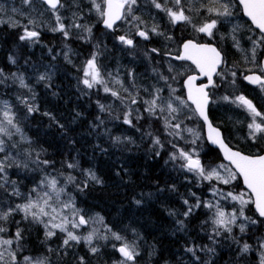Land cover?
<instances>
[{"label":"trees","instance_id":"obj_1","mask_svg":"<svg viewBox=\"0 0 264 264\" xmlns=\"http://www.w3.org/2000/svg\"><path fill=\"white\" fill-rule=\"evenodd\" d=\"M120 33L115 31V34ZM41 40L52 43L56 38L43 33ZM17 42L16 29L0 25V69L5 72L10 68L7 61ZM87 48L78 41L74 42L75 50L85 52ZM22 50L17 52V67L24 57L36 66L49 61L47 57L37 54L36 47L29 52ZM227 52L232 54L229 50ZM223 54L225 65L222 69L227 64L226 49ZM52 66L49 90L42 83L28 80V84L35 87L33 102L36 111L28 113V105L22 102L27 99L25 95L21 102L12 99L16 122L26 136L22 146L30 148L40 163L27 159V163H22L16 170L10 165L9 176L16 182L20 195H12L9 189L6 194H0V198L6 201L5 210L9 205L15 206L22 201V193L27 194L41 177L51 175L59 180H67V191L72 194L74 205L85 218L99 216L102 222L121 236L137 239L139 254L133 260L135 263L259 264L253 253L240 251V244L234 241V235L222 231L221 235L216 236L208 232L213 226L202 205L193 208L188 216L184 215L198 200L203 202L206 195L204 187L190 181V175L181 168L180 163L169 161L168 156L180 144L170 147L168 137L153 130L148 137L144 118L139 124L128 128H124L120 122L112 124L107 117L102 118L95 96L84 90L82 92L76 66L62 62L59 57H55ZM23 70L31 73L25 68ZM240 79L239 75L238 81ZM8 90L11 88L8 87ZM199 125L202 126L200 122ZM120 135L129 136L133 143L115 140ZM154 137L160 138L164 150L152 143ZM44 161L49 163L46 165ZM200 161L206 166L222 159L216 149L206 144ZM69 163L76 167L69 168ZM88 171L94 173L101 183L90 180ZM69 176L74 180L70 182ZM84 184L87 187H83ZM146 194L150 196L143 197ZM250 213L258 224L250 227L247 233L250 239L251 236L259 238L264 234V219L258 217L252 207ZM178 218L183 220L184 227ZM19 219L20 214L16 213L1 225L13 228L17 220L21 223L23 238L19 243L22 253L46 257L53 264H68V258L71 259L69 264H73L78 256H88L83 245L77 246L74 254L58 251L55 239L44 242L39 226L31 225L30 219ZM211 236L214 241L210 239ZM189 248L193 251H187ZM102 253L104 256L105 251L102 250ZM112 256L117 257V252ZM84 260L87 262L88 259ZM106 261L99 259L102 264Z\"/></svg>","mask_w":264,"mask_h":264},{"label":"rangeland","instance_id":"obj_2","mask_svg":"<svg viewBox=\"0 0 264 264\" xmlns=\"http://www.w3.org/2000/svg\"><path fill=\"white\" fill-rule=\"evenodd\" d=\"M63 1V7H61L57 13H53V11L48 9V7L40 0H30L29 4H24L23 0H0V25H7L9 28L16 29L18 34V42L15 46V50L11 52L9 56L15 60V63H13L8 58L9 61H7V63H9L10 66L9 70L5 72L2 70V68L0 69V109H3L4 104L7 103L13 111L12 99L21 102L24 95L26 96L29 105L34 107L35 103L33 102V93H35V91L34 88L28 84V80L32 79L35 82L41 81L38 74L39 69L48 68L52 74V62L54 61L55 57H59L62 62L68 65L76 66V70L79 72L78 82L80 79L79 83L82 87V92L84 90L85 93H92L95 96L97 110L102 114V118L107 117L112 124L120 122L124 125V128L132 127L134 124H139L142 121V118H144L143 122L144 126L148 129L146 134L148 137V133L153 130L154 132H161L166 135L170 142V147L180 144L179 148H176L170 153V155L174 152H177V149H183L193 153L194 158L200 159V154L203 153L206 148V142L200 129L199 121L191 106L190 108L183 109L176 122L182 121V127L192 128L193 133H198V137L197 135L187 131H182L180 137L170 136L165 131L163 119L150 116L144 111V109L147 107L144 101L152 99L156 88L162 89L161 95L164 101H167L169 98V93L171 91L169 85H171V88L176 89L175 95L185 98V96L181 94L179 90H177L179 78H181V76L177 74L184 73L186 70H188V67L179 66L168 62L163 65L151 63L145 58V52H143L145 51V47L143 45V38L141 37L135 38L134 47L131 48H127L122 44H117L113 49L105 48V44L103 43L104 33H101L100 28H98L99 14L93 8L91 0ZM101 2L102 0H97V3ZM222 2L230 4V11L232 12V15L224 19L222 23L218 24L215 35L211 38L214 40V43L220 48V50H223L224 48L226 49L227 64L225 68L228 71L223 77H215L216 86L213 93V101L211 106L215 111V115L218 117L220 123L226 128L227 135L233 146L244 148L246 151L256 153L258 150L264 149V138H258L257 141H253L248 137L249 129L247 125L251 122V115L244 107L239 106L238 102H232L236 96H239L238 94L232 95V93L236 92L234 84L239 82V75L243 77L245 73L255 69L257 67V61L264 57V43L260 42L262 35L253 29L249 22L242 16L240 7L236 0H222ZM168 6L170 7L171 5L169 4ZM193 6L197 8L199 7L198 0H185L186 8ZM13 9H16V11L13 12ZM133 14L141 17L149 29L153 25H158V30L163 33V35H156L149 32V36L159 42V44L156 45L158 49L173 50L175 46H178L179 43L184 40V38H182L183 36L197 40L208 39L206 35L194 32L190 24L186 25L181 22L177 25H173L164 12L155 9L151 5V0H137V4L133 7ZM186 14L193 16L195 23L199 24L201 22V17L196 16L195 12ZM56 15H59L61 17V22L68 26L69 36L67 38L62 32L52 31V28L57 26ZM29 20L35 21V25L29 24ZM74 23H79L85 27H90L92 30L91 34L89 35V33L85 32L83 29L71 27ZM14 24L16 26H13ZM25 26H27L29 30L38 31L39 37L35 38L34 40L21 41L19 37L23 34ZM120 31H123L124 34H130L131 32L134 34L135 29H130L129 25L122 21L120 23ZM43 33L55 36L56 41L52 43H49V41H42L41 37ZM169 36L172 37L171 40L168 39ZM233 37L235 39H233ZM75 41L82 43L84 47H88L87 50L85 52L75 50ZM254 41H256L259 45L256 47L255 62H253L252 59ZM237 42L239 45L238 47ZM33 47L38 48V55L47 57L49 61L42 63L40 67L36 69L33 66V63L31 61H27L24 57L20 59V68L17 67L15 64L19 60V57L17 56L18 50L24 49V52H29ZM228 50L231 51L232 54H229L227 52ZM93 52L97 53V65L100 68L104 83L97 84L93 88L89 89L82 83V80L84 79L83 66L85 65L86 61L91 58ZM169 65L173 66L174 71H168ZM23 68H25L27 71H30L31 73L24 71ZM232 71L237 73L235 77H232ZM161 74L169 78L172 76H177V79H169L168 83H165V81L161 79ZM20 76H23L24 83L27 85V87L21 86L19 79ZM45 76L47 79L52 80L51 75L47 77L45 73ZM117 81L120 83H117ZM105 85H107L110 89L117 91L120 94L121 99L113 97L110 93H105L103 90ZM8 87L11 88L10 91L8 90ZM125 89H127V91H125ZM145 89H147V91ZM224 96H228L230 99L225 101L223 99ZM133 97L137 98V103L131 105L130 100ZM251 99L252 98H250V100ZM253 104L258 111L264 113V89H261V87L257 91L256 99H254ZM100 105L104 106L103 111L101 110ZM126 112H131V124L124 123V115ZM159 115L160 114L158 112V116ZM257 119L259 120V118ZM0 138L4 139L6 142L5 152L0 153V162H3L5 165V173L0 174L4 177V179H0V184H4L5 186L0 187V194H6L8 189L10 190L9 192L13 193L14 189L17 190V185L16 182L10 178L8 168H10V165H12L13 169L16 170L21 167L22 163H27V159H33L36 161L37 157L36 154L31 152L30 148L22 146L26 141V136L24 135L22 129L20 133L14 132L11 139L3 136H0ZM117 138L119 139L117 140ZM117 138L115 139L117 141L133 143V140L129 136L120 135ZM193 140L196 141L195 144L192 143ZM13 145H15V147H13ZM156 147L161 149L160 145H157ZM162 149L164 150V145ZM170 155L168 156L170 162H178L180 164L184 163V161L181 159L171 160ZM5 157L8 158L5 159ZM220 164H224L226 166L228 165V163L220 161L214 165H206L205 168L210 170L211 168H215ZM184 170L190 175V181H192L198 187H204L206 197H204L201 205L208 212L210 222L212 220L214 210H209L204 206V204L207 202L215 204L217 201H219L220 206L226 211L231 212L234 209L237 210V212L239 211L241 206L237 201H232L231 199L225 200L222 196L213 194V188L219 189L224 194L228 192H233L234 194L245 192L246 190L241 184H239V178L232 181L230 184L225 185L215 179L204 180L203 178L199 177L197 173L189 172L186 169ZM221 172L222 174L226 175L223 170H221ZM46 177L55 178L51 175H44L41 177L36 182V184L30 188V191L27 194L24 195L22 193V201L18 202L17 204L25 203L32 189L39 185L41 180L45 179ZM57 181L58 188L64 189V192L60 194L61 201L67 203L69 200H71L74 204L72 194L67 191V180L61 178V180L57 179ZM149 196L150 194L143 195L145 198H148ZM247 198L248 197L245 196V199ZM0 207L4 209L6 208V201H3L2 198H0ZM57 207L59 206L57 205ZM251 207L252 204L245 206V216L252 220H256L250 213ZM75 209H77L76 206ZM18 214H20L22 221H28L23 219V213ZM64 214L67 215L69 220L74 219L70 209H66ZM79 214H81L80 211ZM29 219L31 225L39 226L41 235L45 238L44 242L55 239L54 244L58 246V251L63 250L74 254L75 249L77 250V246L83 245L88 254L87 257H83L84 259H88L87 262H85L83 259L84 264H102L99 263V259L107 260L104 262V264H120V262L124 259L120 258L119 256L115 257L112 255L114 252H116L117 247L121 246L122 244H128L135 249L136 253L139 254V245L136 242L137 239H127L121 236L118 232L114 231L112 228L102 222L99 216L85 218L88 223L86 225L80 226L79 228H72L71 224H69L67 226L69 231H73L76 235L81 237H85L89 233H93V239L91 244L86 243L83 239L79 243L73 241L68 247L63 246V240L66 237V233L60 232L57 229L54 230L56 232L54 236L47 238L45 236L44 225L32 221L31 218ZM75 219L78 220V216L75 217ZM17 222L19 221L17 220ZM17 222L14 223L15 225L13 228H9L6 225H1L2 222H0V226L7 229L6 232L0 233V236L5 239L13 238L15 236L17 227L22 230L21 223L17 224ZM56 222L59 223V219ZM178 222L184 227V222L182 219H179ZM240 223H246V221H244L242 218H238L237 224L232 226L233 231L231 235H234L233 237L236 243L239 241L240 249L243 247L244 243L251 245L247 253H253L256 259L258 258L260 264L261 253L264 252V249H261L260 247V243L264 242V234L259 238L251 236L250 239V236L247 233L250 227H254V225L257 226L258 221L256 224L247 225L243 233H241L239 230ZM211 226H213L214 229L215 226L212 223ZM213 229H210L208 232L210 234L214 233ZM222 231L223 230H221V232ZM113 232L120 235L122 239L119 241L116 240L112 235ZM59 233L60 235H58ZM235 237H237V239ZM210 239H213L214 241L213 236H211ZM92 247L97 248L98 251L93 253L90 250ZM11 250L16 252L17 261L19 264H26L24 261L25 256L31 257L33 261L45 259L46 264H53V261H49L46 257L22 253L20 243H17L16 241L13 242ZM102 250L105 251L104 256ZM212 250L210 251L212 252ZM81 257V255L78 256L73 261V264H77V262L80 264ZM66 260L68 264L71 262V259L69 258ZM126 264L139 263H135L134 261H126Z\"/></svg>","mask_w":264,"mask_h":264},{"label":"snow or ice","instance_id":"obj_3","mask_svg":"<svg viewBox=\"0 0 264 264\" xmlns=\"http://www.w3.org/2000/svg\"><path fill=\"white\" fill-rule=\"evenodd\" d=\"M44 4L48 6V9L52 10L53 13H57L63 4L61 0H42ZM93 8L99 14L103 20V24L108 29H113L117 21H124L129 25L130 29H135L134 35L139 36L145 40L149 39V32L156 35H163L158 30V25H153L150 29L147 27L144 20L141 17L133 14V7L137 4V0H102L101 3H97V0H91ZM199 7H185V0H151V5L164 12L169 21L173 25H177L181 22L184 24H190L194 32L198 34H204L207 37H213L217 30L218 24L222 23L224 19L230 17L232 12L230 11V4L224 3L222 0H198ZM24 4H29L30 0H23ZM171 5L170 7L168 5ZM239 4L242 6L244 15H246L251 23L256 29L264 34V0H239ZM13 12L16 9L12 10ZM190 12H195L196 16L201 17V22L199 24L195 23L193 16L186 14ZM75 18V14H74ZM57 26L52 28L53 32H62L67 38L69 36V29L64 23L61 22V17L56 15ZM29 24L35 25V21L29 20ZM13 26H16L15 24ZM143 26V27H142ZM71 27L77 29H83L85 32L91 34V28L85 27L79 23H74ZM39 37V32L36 30H29L27 26L24 27L23 34L20 35L19 39L24 40H34ZM223 38V37H222ZM120 43L127 45L129 47H134V40L126 35H119L117 37ZM169 40L172 39L171 36L168 37ZM233 39H235L233 37ZM261 43H264V36L261 38ZM254 47L252 49V59L255 62L256 57V47L258 43L253 42ZM237 42V47H238ZM98 47V46H97ZM159 50L156 48L151 49V52L157 53ZM165 55H170L166 53ZM67 58V57H66ZM9 59L15 63L12 57ZM178 61H190L191 64L195 65V69L198 75H187L186 79L183 81V87L186 89V98L175 95L176 89H171L169 93V98L167 101L163 100L161 95L162 89L156 88L155 94L151 100H145L144 103L147 107L144 109L150 116L163 119L164 128L168 135L180 137L182 131H187L193 133L192 128H183V122H176L178 120L179 114L185 108H190L194 105V112L200 118L203 119L204 123L207 125V138L212 144L218 145L223 153L224 159L228 161V165L220 164L215 168L206 169L201 163L199 158H194V154L183 149H177L170 155L171 160L181 159L184 161L181 164V168L186 169L189 172H195L199 177L204 180L215 179L222 182L225 185L230 184L232 181L242 178L243 184L245 185L246 191L234 194L233 192H228L226 194L222 193L219 189L213 188V194L222 196L223 199H231L232 201H237L240 204V209L233 210L231 212L226 211L220 206L219 201L213 204L207 202L204 204L209 210H214L212 215L211 223L215 226L213 231L216 236L221 235V230L229 234L232 233L234 225L237 224L238 218H242L246 223L239 224V230L243 233L249 224H256L257 220H252L245 216L244 208L245 206L252 204L255 207L256 212L260 218H264V149L258 150L256 153L245 154L239 150H234L225 143L218 128L214 127L210 122L207 107L210 102L208 89L210 87H215L214 77H223L228 71L226 68L222 69L225 65L224 57L217 47L213 46L211 43H199L195 39H186L179 47V54L174 57ZM260 74L253 73L252 75H245L244 80L260 85L261 89H264V65H257ZM169 72L174 71L172 65H169ZM251 71V70H250ZM15 75V74H14ZM84 79L82 83L89 89L93 88L97 84L104 83L103 77L101 76L100 68L97 65V53L93 52L91 58H89L85 65L83 66ZM177 75L183 76L184 73H178ZM232 77H235L237 73L235 71L231 72ZM207 79V83H197V80L201 77ZM20 84L22 87H27L24 83L23 76L19 77ZM40 80L46 79L45 75L39 77ZM161 79L168 83L169 79L176 80L177 76H172L171 78L161 74ZM234 82V81H233ZM117 83H120L117 81ZM105 93H110L113 97L121 99L120 94L117 91L110 89L107 85L104 87ZM147 91V89H145ZM127 91V89H125ZM223 99L228 101L230 98L224 96ZM25 105H28V113H32L37 109L31 105L27 99L22 101ZM123 102V100H122ZM233 103L238 102L239 106L244 107L251 115V122L247 125L249 132L248 137L257 141L258 138H264V113L257 110L253 102L247 99L245 96H236L232 101ZM137 103V98L133 97L130 100V104L134 105ZM101 110H104V106L100 105ZM158 110V111H157ZM159 112V116H158ZM166 113V115H165ZM131 112H126L124 115V123L131 124L130 119ZM259 118V120L257 119ZM20 133L21 129L16 123L15 113L12 111L11 107L5 103L3 109H0V136L12 138L14 132ZM197 135L198 133H193ZM151 136V133H148ZM119 138H117L118 140ZM195 140L192 143L195 144ZM5 140L0 138V153L5 152ZM154 145H160L163 147L159 137H155L152 140ZM15 147V145H13ZM175 147V145H173ZM159 155V153H157ZM8 157H5L7 159ZM36 163H40L37 157ZM44 164H48L49 161H44ZM69 168H74L76 165L69 163L67 165ZM26 167V165H25ZM223 170L226 175L222 174ZM5 173V165L0 162V174ZM87 176L90 180L96 183H101V181L96 177L91 171L87 172ZM0 179H4L0 175ZM68 180L71 182L74 180L73 177L69 176ZM14 183V182H13ZM4 184H0V187H4ZM83 187H87L84 184ZM64 192L63 188H58V181L56 178H45L41 180L40 184L37 185L29 193L26 202L23 204H16L15 207L9 205L7 209L0 207V222H7L9 217L16 213H23V219L28 220L31 218L32 221L43 224L45 227V236L51 238L56 234L54 230H59L60 232L66 233V237L63 240V246L68 247L70 243L75 241L79 243L82 239L91 244L93 239V233H89L85 237L76 235L73 231L68 230V225L71 224L72 228H79L82 225H86L88 221L85 217L79 214V211L75 209L74 204L71 200L65 203L60 199V194ZM35 194V195H33ZM12 195L19 196L18 190L13 191ZM245 196L248 198L245 199ZM139 203V201H137ZM185 204L188 203L187 200L184 201ZM199 200L193 206H190L188 211L184 213L188 216L193 208H199L201 206ZM57 205L59 207H57ZM66 209L72 211L74 219L69 220L67 215L64 214ZM78 216V220L75 217ZM59 219V223L56 221ZM19 224V222H17ZM7 229L0 226V233L6 232ZM116 240H121L122 237L117 233H112ZM22 230L17 227L15 236L10 239H5L0 236V264H19L17 261L16 252L11 250L13 242L17 243L22 239ZM261 249H264V242L260 243ZM250 248L248 243H244L243 247L240 249L241 252H247ZM93 253L98 251L97 248L92 247L90 249ZM119 253L124 257V260L120 264H126V261L134 260L138 253L135 249L128 244H122L118 249ZM187 251L192 252L193 249L189 248ZM26 264H46L45 259H38L33 261L29 256L24 257ZM80 264H84L83 257L80 258ZM260 264H264V252L261 253Z\"/></svg>","mask_w":264,"mask_h":264},{"label":"flooded vegetation","instance_id":"obj_4","mask_svg":"<svg viewBox=\"0 0 264 264\" xmlns=\"http://www.w3.org/2000/svg\"><path fill=\"white\" fill-rule=\"evenodd\" d=\"M102 22H103V20L99 16L98 28H100L101 33H104V41H103V43L105 44L104 46L107 49H113L117 44H119V45L122 44L117 39V37L119 35H126L129 38H132L134 41H135V38L136 37L140 38L139 36H136V35L134 36L133 32H131L130 34H127V33L124 34L123 31H120V24H116L114 26V28L111 31H109V30H107V29H105V28L102 27ZM115 31L116 32L117 31H120L121 33L120 34H115ZM186 39H191V38L188 37V38H185L184 40H186ZM195 40L197 42H199V43H211L213 46L217 47L218 50H220V48L214 43V40L212 38H209L208 37V39H205V40L204 39H202V40L195 39ZM183 41H181L178 46H175V48L173 50H164V49H158L156 47V45H158L159 42L157 40L153 39L151 36H149V39H147V40L143 39V45L145 47V58L148 59L153 64L163 65L166 62H168V63H173V64H176V65H179V66H187L188 67V70H186L184 72V75L181 76V78H179L178 88H177V90H179L180 93L185 96V91H184V87H183V81H184V79H186L187 75H197L198 73H197L195 67L193 65H191L190 63H188V62H182V61L179 62V61H176L173 58L174 56H176V55L179 54V47L183 43ZM122 45H124V44H122ZM124 46L127 47V48H131V47L127 46V45H124ZM153 48H156L159 51L157 53H153V52H151V49H153ZM220 51H221V53H222V55L224 57L223 51L222 50H220ZM224 52H225V48H224ZM166 53H168L170 55H165ZM262 60H264V57L260 58V60L257 61V65H262ZM40 65L36 66L35 64H33V66L36 69L39 68ZM45 73H46L47 77H49L51 75V71L48 68L39 69L38 70L39 77L41 75H45ZM253 73L260 74L258 67H256L255 69H252L251 71L245 73L244 76L245 75H248V74H253ZM243 77L241 76L240 81L238 83H235L234 84V87H235V91L236 92L235 93H232V95H235V94H238L239 96L240 95H243V96H245L249 100H250V98H252L251 101L254 102V99H256L257 91L259 90L260 85H257V86L249 85V84L246 83V81L243 79ZM50 81L51 80H49V79L46 78L44 80L36 81V82L34 81V82L35 83H42V85H44L45 87H47V89L49 90V86H51L50 85ZM214 81H215V77H214ZM206 82H207V80L205 78L198 79L197 80V83L198 84L199 83H206ZM214 90H215V87H210L208 89L209 97H210V102L208 104V117H209L210 121L212 122V124L215 127H217L218 129H220V131L222 133V137H223L224 141L226 142V144L229 145V147H231V148H233L235 150H239V151H241V152H243L245 154H252V152L246 151L244 148L235 147L231 143V141H230V139H229V137L227 135L226 128L220 123L218 117L215 115V111L212 109V106H211L212 105V101H213V93H214ZM200 129H201V131H202V133L204 135V140H205L206 144L209 146V144L207 143L206 138H205L203 126H201Z\"/></svg>","mask_w":264,"mask_h":264},{"label":"water","instance_id":"obj_5","mask_svg":"<svg viewBox=\"0 0 264 264\" xmlns=\"http://www.w3.org/2000/svg\"><path fill=\"white\" fill-rule=\"evenodd\" d=\"M41 2H42V0H40ZM236 2L238 3V5H239V7H240V10H241V13H242V16L249 22V24L252 26V28L253 29H255L258 33H260L262 36H264V34H262L260 31H259V29H256L255 28V26L251 23V20L246 16V15H244V12H243V9H242V6L239 4V0H236ZM43 3V2H42ZM44 4V3H43ZM46 5V4H45ZM47 6V5H46ZM48 7V6H47ZM119 23V21H117L116 22V24H118ZM115 24V25H116ZM114 25V26H115ZM102 27L103 28H105V29H107V30H109V31H111L112 29H108V28H106L105 26H104V24H103V22H102ZM175 57V56H174ZM173 57V58H174ZM176 61H178V60H176ZM180 62V61H179ZM182 62H188V63H190L191 64V62L190 61H182ZM191 65H193V64H191ZM262 65H264V60H262ZM194 67H195V65H193ZM198 73V72H197ZM198 75V74H197ZM248 75H252V74H248ZM203 78H205V77H203V76H201L199 79H203ZM206 79V78H205ZM207 80V79H206ZM246 81V80H245ZM207 83V82H206ZM246 83L247 84H249V85H252V86H257V84H252V83H250V82H248V81H246ZM184 91H185V98H186V95H187V93H186V89H184ZM191 107H192V109L194 110V108H195V106L194 105H191ZM207 114H208V107H207ZM196 116H197V118H198V120L201 122V124H202V126H203V128H204V134H205V138H206V141H207V143L209 144V146L210 147H212V148H214V149H216L218 152H219V154H220V156H221V158H222V160L225 162V163H228V161H226L225 159H224V156H223V153H222V151L220 150V148H219V146L218 145H214V144H212L211 143V141H209L208 140V138H207V134H208V130H207V125L204 123V121H203V119L202 118H200L197 114H196ZM210 120V119H209ZM211 122V121H210ZM212 123V122H211ZM214 126V125H213ZM215 127V126H214ZM217 128V127H216ZM219 131H220V129H219ZM220 133H221V131H220ZM221 135H222V133H221ZM226 143V142H225ZM235 150V149H234ZM240 179V181H241V185H242V187L246 190V188H245V185L243 184V180H242V178H239ZM252 208H253V210H254V212L256 213V215L258 216V213L256 212V210H255V207H254V205H252ZM259 217V216H258ZM262 219H264V218H262ZM120 246H118L117 247V249L119 248ZM116 249V252H117V255L120 257V258H122V259H124V257H122V255L119 253V251Z\"/></svg>","mask_w":264,"mask_h":264},{"label":"bare ground","instance_id":"obj_6","mask_svg":"<svg viewBox=\"0 0 264 264\" xmlns=\"http://www.w3.org/2000/svg\"><path fill=\"white\" fill-rule=\"evenodd\" d=\"M182 35H183V34H182ZM165 41H166V40H165ZM172 42H173V41H172ZM172 42H171V43H172ZM161 45H162V43H161ZM161 45H160V46H161ZM166 45H167V43H166ZM162 48H163V47H162ZM143 52H145V51H143ZM146 56H147V55H146ZM150 59H151V58H150ZM154 60H155V59H154ZM151 61H152V60H151ZM152 62H153V61H152ZM152 65H153V64H152ZM125 74H126V73H125ZM147 74H148V73H147ZM148 77H149V76H148ZM228 86H229V85H228ZM231 127H232V126H231ZM227 237H228V235H227ZM235 238L237 239V237H235ZM230 241H231V240H230ZM238 242H239V241H238ZM233 243H234V242H233ZM227 244H228V243H227ZM250 246H251V245H250ZM201 251H202V250H201Z\"/></svg>","mask_w":264,"mask_h":264}]
</instances>
